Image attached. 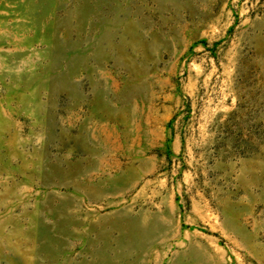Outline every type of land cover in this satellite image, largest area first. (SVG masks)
Listing matches in <instances>:
<instances>
[{"label": "rangeland", "instance_id": "obj_1", "mask_svg": "<svg viewBox=\"0 0 264 264\" xmlns=\"http://www.w3.org/2000/svg\"><path fill=\"white\" fill-rule=\"evenodd\" d=\"M0 264H264V0H0Z\"/></svg>", "mask_w": 264, "mask_h": 264}]
</instances>
